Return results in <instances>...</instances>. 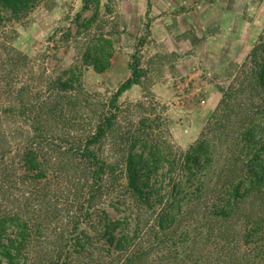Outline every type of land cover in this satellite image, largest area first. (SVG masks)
<instances>
[{"label": "trees", "instance_id": "trees-1", "mask_svg": "<svg viewBox=\"0 0 264 264\" xmlns=\"http://www.w3.org/2000/svg\"><path fill=\"white\" fill-rule=\"evenodd\" d=\"M41 1L0 0V264H264V115L252 108L264 102V29L220 103L246 107L250 127L219 166L214 121L178 153L138 135L144 121L124 131L118 101L141 83L137 63L106 102L90 100L78 68L55 75L18 49L12 24ZM98 40L86 59L105 70L112 42Z\"/></svg>", "mask_w": 264, "mask_h": 264}, {"label": "rangeland", "instance_id": "rangeland-1", "mask_svg": "<svg viewBox=\"0 0 264 264\" xmlns=\"http://www.w3.org/2000/svg\"><path fill=\"white\" fill-rule=\"evenodd\" d=\"M96 1L42 0L28 17L12 24L17 33L10 39L18 49L45 60L50 73L65 75L78 68L90 100L108 102L137 63L143 73L141 83L123 92L118 101L124 110V131L138 130L139 122L144 121L149 126L144 127L145 134L141 128L138 135H151L152 140L166 143L178 153L198 142L211 120L214 125L206 135L216 138L218 163L223 164L224 155L234 149L241 150L242 144L237 147L234 143L250 127L248 109L239 103L229 108L220 103L260 40L264 0H256L254 9L239 0L230 25L225 27L220 25V13L203 8L199 11L194 1H179L171 9L173 0H99V9ZM101 37L112 42V57L105 70L86 59ZM252 108L264 115L260 97ZM87 117L82 110L75 121L69 116L71 121L65 124L69 128L73 121L85 122ZM111 214L120 217L113 210ZM189 217L188 230L192 234L199 218ZM244 218L237 214L229 229L238 241L245 229ZM206 230L201 229L204 233Z\"/></svg>", "mask_w": 264, "mask_h": 264}, {"label": "crops", "instance_id": "crops-1", "mask_svg": "<svg viewBox=\"0 0 264 264\" xmlns=\"http://www.w3.org/2000/svg\"><path fill=\"white\" fill-rule=\"evenodd\" d=\"M173 1H174V3L171 4L170 9L174 8V6H176V3L179 1L181 4H187L188 2L194 1L193 5L196 3V7L199 9V11H202V9L200 10V8H203V10H206V9L211 10L212 9V11L218 12L221 14L219 16V18L221 20L220 25L222 27H225V25H227V24L230 25L231 20L229 21V19L234 15L235 10H237L235 6L237 5V2L239 0H173ZM242 3H244L245 7L247 5L250 9H254L256 7V5L258 4V1H256V0H244V2L242 1ZM192 10H194V9H192ZM204 25H208V23L204 22Z\"/></svg>", "mask_w": 264, "mask_h": 264}]
</instances>
